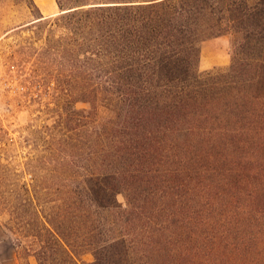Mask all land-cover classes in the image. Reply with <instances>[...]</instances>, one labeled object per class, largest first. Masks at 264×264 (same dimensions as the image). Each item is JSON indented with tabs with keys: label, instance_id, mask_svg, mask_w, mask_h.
<instances>
[{
	"label": "trees",
	"instance_id": "16d2710c",
	"mask_svg": "<svg viewBox=\"0 0 264 264\" xmlns=\"http://www.w3.org/2000/svg\"><path fill=\"white\" fill-rule=\"evenodd\" d=\"M20 1L29 25L63 31L36 54L90 105L65 112L96 167L67 160L47 207L24 188L4 223L17 257L264 264V0H55L54 16ZM203 25L243 36L229 68L200 71Z\"/></svg>",
	"mask_w": 264,
	"mask_h": 264
},
{
	"label": "rangeland",
	"instance_id": "374dc122",
	"mask_svg": "<svg viewBox=\"0 0 264 264\" xmlns=\"http://www.w3.org/2000/svg\"><path fill=\"white\" fill-rule=\"evenodd\" d=\"M34 1L46 16L59 12L55 0ZM36 14L24 1L0 0V264H12L14 254L19 264H36L34 258L27 261L17 257L14 236L4 227L9 218L20 216L13 211L28 195L24 188L29 189L28 196L39 197L47 207L54 197L52 174L66 170L67 160L74 159L89 170L96 167L93 161L86 160L83 120L77 115L72 122L65 112L68 108L80 113L90 109V105L82 102L78 85L71 97L65 94L66 90L57 88L53 76L57 72L68 75L66 66L59 64L57 68L51 60L36 54L47 48L51 36H62L63 31L51 25L40 29L29 25ZM231 26H197L199 69L230 67L243 37L235 36ZM222 38L231 41L229 49L224 47ZM91 125L95 126V122ZM94 144L92 139L91 145ZM37 189L42 194H37ZM118 199L125 201L122 195ZM82 261L91 264L93 257L86 254Z\"/></svg>",
	"mask_w": 264,
	"mask_h": 264
},
{
	"label": "clouds",
	"instance_id": "9594fccd",
	"mask_svg": "<svg viewBox=\"0 0 264 264\" xmlns=\"http://www.w3.org/2000/svg\"><path fill=\"white\" fill-rule=\"evenodd\" d=\"M222 42L226 49H229L231 47V41L228 38H222ZM206 70H210V69H205V68L200 69L201 72L206 71Z\"/></svg>",
	"mask_w": 264,
	"mask_h": 264
},
{
	"label": "crops",
	"instance_id": "0c3cea01",
	"mask_svg": "<svg viewBox=\"0 0 264 264\" xmlns=\"http://www.w3.org/2000/svg\"><path fill=\"white\" fill-rule=\"evenodd\" d=\"M51 8H53V3L51 4ZM51 11H52V10H50L49 13H51ZM42 14H43L44 16H46L45 13H44L43 11H42ZM50 15H51V14H49V16H50ZM11 263H12V264H19L18 261H17V258L15 257V254H14V257H11Z\"/></svg>",
	"mask_w": 264,
	"mask_h": 264
}]
</instances>
